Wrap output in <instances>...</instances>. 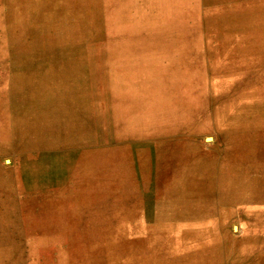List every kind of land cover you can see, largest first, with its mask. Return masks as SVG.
I'll use <instances>...</instances> for the list:
<instances>
[{
  "label": "rangeland",
  "instance_id": "374dc122",
  "mask_svg": "<svg viewBox=\"0 0 264 264\" xmlns=\"http://www.w3.org/2000/svg\"><path fill=\"white\" fill-rule=\"evenodd\" d=\"M263 137L264 0H0V264H264Z\"/></svg>",
  "mask_w": 264,
  "mask_h": 264
},
{
  "label": "bare ground",
  "instance_id": "6f19581e",
  "mask_svg": "<svg viewBox=\"0 0 264 264\" xmlns=\"http://www.w3.org/2000/svg\"><path fill=\"white\" fill-rule=\"evenodd\" d=\"M223 115V114H222ZM264 138V137H263ZM264 143V142H263ZM192 147V146H191ZM264 148V147H263ZM263 150V149H262ZM194 157L195 156H192V155H190V154H188V153H186V154H183V153H181V155L178 157L179 158V161H178V166H177V168H181L182 166H185V168H188V170L187 171H181V172H179V177L177 176V179H179V181H180V184L181 185H179L178 186V189L180 190H182L183 191V194L184 195H187L186 193H193V192H199V193H206V192H210V190L212 189V186H213V184L214 183H216V179L217 178H214L213 179V177L211 176V180H212V183L210 184V185H208V186H206L205 184H203L201 181H199V180H197V179H195V178H192L191 176H192V170H191V165H193L195 162H196V160L194 159ZM192 159H193V163H192ZM207 159V158H206ZM168 162V161H167ZM205 163V162H204ZM199 165V164H198ZM201 167V166H200ZM199 167V168H200ZM262 168V167H261ZM172 170V169H171ZM214 172H215V170H214ZM159 173V172H158ZM162 171L160 172V174L157 176V178H158V180H160V181H164V182H166V178L164 177V176H162V177H160L161 175H162ZM215 174V173H214ZM262 176V175H261ZM166 177H167V175H166ZM260 177V176H259ZM257 178V177H256ZM258 180H259V178H258ZM148 181H150V180H148ZM256 182V181H255ZM259 182V181H258ZM222 183V182H221ZM257 183V182H256ZM161 185V184H160ZM164 186V185H163ZM256 186V185H255ZM214 187V186H213ZM262 188V187H261ZM174 191H176V193H178V191L177 190H174ZM186 192V193H185ZM211 193V192H210ZM210 193H209V195H210ZM251 195V194H250ZM246 196V195H245ZM230 201V200H229ZM182 202V201H181ZM246 203V202H245ZM189 206V205H188ZM190 207V206H189ZM130 211H132V210H130ZM180 213H186V214H188V213H195V212H193V211H191L189 208H187V209H183V210H181L180 211ZM139 214V213H138ZM137 214V215H138ZM186 214H182L183 216L184 215H186ZM135 215H136V213H135ZM188 215H191V214H188ZM182 216V217H183ZM181 217V216H180ZM126 218V217H125ZM126 220V219H125ZM129 220H132V219H129ZM222 221V220H221ZM188 224V223H187ZM199 224V223H198ZM130 225H131V223H130ZM137 226V225H136ZM134 227V226H133ZM136 228V227H135ZM126 231V230H125ZM128 231V230H127ZM201 232V231H200ZM196 233H198V232H196ZM204 233V232H203ZM132 234V233H131ZM200 234V233H199ZM196 235V234H195ZM175 236V235H174ZM202 236V235H201ZM125 237V236H124ZM182 239V238H181ZM127 240H128V238H127ZM126 241V240H125ZM239 253V252H238ZM241 254V253H240ZM240 254H238V255H240Z\"/></svg>",
  "mask_w": 264,
  "mask_h": 264
},
{
  "label": "crops",
  "instance_id": "0c3cea01",
  "mask_svg": "<svg viewBox=\"0 0 264 264\" xmlns=\"http://www.w3.org/2000/svg\"><path fill=\"white\" fill-rule=\"evenodd\" d=\"M195 160H196V163H195L194 168H192L193 173L191 177L201 181L206 186L210 185L212 183L211 174H214V167L211 165L209 158L208 159H206V157L202 158L200 155L196 154ZM174 165H175V162H174ZM209 165H210V168H209ZM174 167L177 168V166H174ZM164 177L166 178V181H167L166 175Z\"/></svg>",
  "mask_w": 264,
  "mask_h": 264
}]
</instances>
